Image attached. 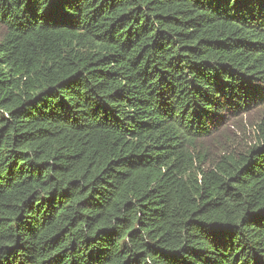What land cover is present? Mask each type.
Returning a JSON list of instances; mask_svg holds the SVG:
<instances>
[{"label":"trees","instance_id":"trees-1","mask_svg":"<svg viewBox=\"0 0 264 264\" xmlns=\"http://www.w3.org/2000/svg\"><path fill=\"white\" fill-rule=\"evenodd\" d=\"M0 264H264V0H0Z\"/></svg>","mask_w":264,"mask_h":264},{"label":"rangeland","instance_id":"rangeland-1","mask_svg":"<svg viewBox=\"0 0 264 264\" xmlns=\"http://www.w3.org/2000/svg\"><path fill=\"white\" fill-rule=\"evenodd\" d=\"M5 29L0 24V37ZM264 117V103L246 113L225 116L211 137L207 138L211 159L232 149H242L250 144L255 136L256 126Z\"/></svg>","mask_w":264,"mask_h":264}]
</instances>
